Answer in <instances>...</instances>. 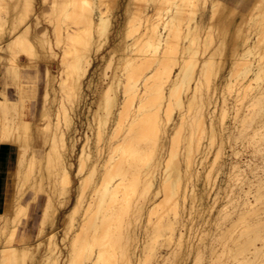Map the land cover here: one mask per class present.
<instances>
[{
    "label": "bare ground",
    "instance_id": "6f19581e",
    "mask_svg": "<svg viewBox=\"0 0 264 264\" xmlns=\"http://www.w3.org/2000/svg\"><path fill=\"white\" fill-rule=\"evenodd\" d=\"M44 2L47 1L15 0L13 16L1 18L0 62L15 78H22L21 67L26 65L18 64L19 54L26 51L30 58L38 53L30 43V30L40 22ZM5 3L7 0H0V7ZM225 4L224 0H125L123 25L116 30L117 38L122 39L112 46L113 13L119 0H51L55 20L50 17V22L55 41L43 33L41 36L48 38L40 36L38 44L53 58L55 47L63 43L59 62L62 70H56L57 74L46 68L45 73L49 72L46 75L68 96L72 106L61 110L64 130L59 121L53 122L56 127L52 128L50 117L48 125L37 124L41 128L40 143L47 138L50 145L42 167L60 173L66 194L74 167L71 153L77 146L75 137H70L77 131L70 110L75 111L86 99L87 83V88L96 85L95 107H89L87 116L90 135L85 134L77 155L76 175L84 170L85 174L79 178L74 214L81 211L84 196L88 194L89 198L77 217L78 224L70 226H75L73 233L63 231L61 243L67 248L63 257L54 231L34 246L25 236L15 243L17 223L21 222L20 203L27 194L25 186L37 170L29 144L34 130L28 127L25 145H19L17 106L0 100V148L7 147L9 160L16 158L18 185L10 194L8 179L0 184L4 210L13 203L0 229L5 236L0 246V264H28V255L34 259V253L39 251L41 257L36 264H183L192 254V264H264V56H254L264 41V0L253 1L234 26L230 41L231 19L223 24L219 44L216 42L213 51V16ZM199 6L203 10L201 18L195 12ZM206 9L210 11V25L204 22ZM235 10L238 8L232 13ZM8 24L11 32L6 28ZM252 31L256 39L251 38ZM108 44V55H103L101 50ZM100 54L103 63L95 84L90 72L93 56ZM216 54L224 57L216 58ZM103 77H108V81ZM47 88L45 94L49 92ZM227 92H234L236 102L242 100V107L243 100H247L245 109L250 108L244 115L239 113L243 110L237 109L229 121L231 125L227 123L231 113L224 106ZM48 109H41V116H47ZM244 135L252 136L259 161L243 164L238 151L222 152L231 137L237 140ZM217 139H221L219 144ZM58 142L63 151L58 150ZM216 145L218 149L212 154ZM220 172L225 173L222 181L226 187L217 186L212 205L207 207L203 203L205 192L197 189L198 182L203 178L204 190H211L216 185L215 175ZM232 181H239L237 190L232 189ZM36 184L31 188L44 192L43 183L41 187ZM221 190H226V201L214 218L216 232L208 233L213 236L212 241L204 246L201 243L205 235H201L196 246L191 223L196 214L213 210ZM47 206L43 225L46 218H53L48 215ZM65 220H69L68 227L76 218Z\"/></svg>",
    "mask_w": 264,
    "mask_h": 264
},
{
    "label": "rangeland",
    "instance_id": "374dc122",
    "mask_svg": "<svg viewBox=\"0 0 264 264\" xmlns=\"http://www.w3.org/2000/svg\"><path fill=\"white\" fill-rule=\"evenodd\" d=\"M14 1L15 0H7L8 3L7 4L5 3V5L0 7V20H1V18H3V19H5V18L7 19L8 18L9 19V18H11V16H13V13H15L14 10H13L14 9ZM46 1L47 2H44L45 3L44 5L42 4V11H43L42 13H43V15L40 16V20H39L40 22H38L30 30V43L34 46V48L36 49V51L38 53L36 55L35 54L34 55L33 54L30 55V58L28 57L29 55L27 56V54H25L26 51H22L19 54L21 59L18 60V64H20L21 66H24V64H26L25 65L26 67L24 66V68H23V67H21L19 65L21 67V70L24 69V71L22 70V75L23 76L20 79V81H21V83L23 85L21 86V88L20 87H18V88H20L22 90L27 88V90L29 91V98L27 99V104H26V105L29 106V108L26 110V112L29 114L28 115V119L31 120L32 123L39 124L40 126L42 124H44V126H46L49 123H51V127L53 128V127H56V125L54 123L56 122V124H57V122L59 121L58 125L59 126L61 125L60 129L64 130L65 129V127H64L65 124H64V120H63V117H62V114H61L62 113L61 110H63L64 107H68L69 108L72 105L70 104L71 103L70 101L68 102V100H69L68 96L63 92L66 95L65 96L61 92V90H59L60 88L56 85V83L53 82V80L48 77L49 76V72L47 71L45 73V71H46L45 69L46 68H50L51 72H57V71L59 72L60 69L62 70V64L60 65L59 62L61 60L60 53H61L62 48H63V43H60L61 45H60V47L58 46L59 48L55 47V46H57L56 43L54 44V47H55V50H56L55 57H57V56L58 57L55 58L53 56V58H52V57H50V55L47 54L48 55V60L50 59V61H48L46 59L47 58L46 57L47 56L46 53L43 52V49L41 48V45H39L40 42H38V41H41L40 40L41 37H42L41 34L42 35H44V34L46 35L47 34V36L50 37V38H48L47 36L44 37V38L42 37L43 39L48 38L49 40H54V33L52 34L53 25L51 26L50 20H51L52 17L54 18L52 20H55V17L52 16V14H51V0H46ZM224 1H226L225 8L221 9L219 11L218 15H216V17L213 16V27H212V30H211V35H212V40H213V44L211 46V49H213V51H214L215 47H217V45L219 44V40H220L219 29L222 27V25L227 23L230 19L231 20L229 21V23L232 22L234 24L233 25L231 23L232 27L228 31V33H229L228 41H230L232 33L234 32V29H233L234 26L236 24L240 23L239 21L241 20L242 15L248 11V9L250 8V6H251V4H252V2L254 0H224ZM124 3H125V0H119V5H118L119 8L116 7V9H114V13H113V15L115 16V19L113 20L114 21V27H113V30H112L111 40H110V44L112 46H113L114 43H116V42L118 43L122 39V36L119 37L120 40H119V38H117V36H116L117 31L116 30L119 28V26L121 24L123 25V20L124 19L122 18V11H123V7L122 6L124 5ZM38 5H40V3ZM236 5L239 7V9L237 10V12L235 10L236 13H234V12L232 13L233 9L236 8L235 7ZM5 10H7V11H5ZM195 12H196V15H197L196 17L201 18L202 14H203V10H202V8L200 6H199V10L197 9ZM209 12L210 11L208 9H206V12H205L206 14L203 16V18L205 20L204 21L205 25H210L211 24L210 22H208V18L210 17L209 16L210 15ZM232 14H234V15L232 16ZM2 20L0 21V24H1ZM118 20H119V22H118ZM6 28L9 29L8 32H11L13 30V29L11 30L12 27L9 24L6 25ZM17 29H18L17 32L15 30L16 34L19 32V30L22 29V26H21V28L17 27ZM1 30H2V27L0 26V31ZM6 30L7 29H4V31H6ZM46 31H48V32L46 33ZM2 32H3V30H2ZM35 32H37L38 34L35 33ZM15 33H13V34H15ZM34 33H35V36H34ZM256 37H257V35L252 31L251 38L256 39ZM105 46L106 47H104L101 51L103 52V55H108V51L110 50V48L108 47L109 44L105 45ZM38 54H39V58H37ZM56 54H58V55H56ZM91 54L92 55L94 54L93 50L91 51ZM215 56H216V58L224 57V56L219 55V54H216ZM254 56H264V41H262L261 44L258 46V48L256 49V54ZM101 57H102L101 54L97 55V56L96 55L93 56V58H94V67L91 69L90 77L93 79V82L95 84L98 83L99 78H100V72H101V70H100L101 66L100 65H102V63H103L102 60H101ZM226 57L229 58L230 56L228 55ZM28 60L29 61L31 60L30 62H32L34 60L33 62L35 64L33 62L31 64ZM19 61H20V63H19ZM5 65H6L5 63H2V65L0 64V89L4 90V88H5V90H7L9 92L10 97L14 100L17 97V94H16L17 93L16 92L17 89H16L15 86L10 84L11 81H9V76H8V74H6V66ZM27 65H29V66L31 65V67H29V66L27 67ZM33 65H34V67L32 68ZM36 65L40 68V70H39V68H37ZM25 68L27 69V71H26ZM110 69L107 70L108 75H111V70ZM37 70H39L38 71L39 73L37 72ZM58 72H57V74H58ZM45 77H48L50 80L48 78H45ZM43 78H45V79H43ZM103 79H105V82L108 81V77H103ZM53 83H55V84H53ZM50 84H51V86H50ZM93 85L94 84H92L91 87H89V88H87L88 87V83L85 85V87H84L85 88V90H84V93H85L84 96L85 97L84 98H86L87 100L84 99V101H83L81 106H76V110L75 111L72 112L70 110L71 115H73L74 122H75L74 128H75V130H77V131H73L74 133H72L73 135L70 136V137H73V136L75 137L77 146L75 148V152L71 153V158H72V162L74 163L73 164L74 167H72V170H71L72 171V182H71V184L69 185V188H68V192L69 193L66 192V194H64V190L66 189V186L61 182V175H60L59 172L52 173V172L48 171L46 167H42V164H43L45 156H46L45 155V150L49 149V146H50L49 143H48V145L46 144L45 146H42L41 144H38L36 142L35 151H33V156H34V158H36V166H37V170L38 171L35 170L32 173L31 182H30L31 184L29 183L28 185L25 186V188L27 189V192H26L27 194L25 195V197L22 198L21 203H20L21 204V213H20L18 219H20L21 222L18 221V223H17L18 233L16 235L15 243H17L21 239V237L25 236L26 238H28V242L30 244H32V246H34L36 241L45 239V234H49L51 231H54L55 233L58 234L57 239L59 240V242H60L59 244H60V246L62 248L63 254L61 256L63 257L65 252H66L67 248L62 245V243H61L62 240L61 239L63 238L64 234L68 233L69 231L70 232L72 231L71 233H73V231L75 229V226H74V228H72L70 226H72L71 224H73V223H74V225L78 224L77 217H78V219L80 218V216H81L80 214H82V211H83V207L82 206L84 204H86L85 202L89 198L88 194H87L86 197L84 196V198H86V199H84V198H83L84 200L82 199L83 200V203H82L83 205H81V208H82L81 211L79 210V213L78 212H77L78 214L76 213L77 215L74 214L73 209H74V206H75V204L77 202V197L76 196H78L77 188H78L79 178H80V176L85 174V170H84L83 174L81 173V175H76L77 174V169H78L77 155H78L79 149H81V147H82V144L85 142V134L88 133L90 135V132L87 129V118H88L87 116H89V107H91V108L95 107V104L93 102L97 98V92L94 90L96 85L95 86H93ZM46 86L47 87L49 86V87L47 88ZM52 86H53V88H52ZM45 87L47 88V92L49 91L48 92L49 97L45 96L47 94V93L45 94V91H46ZM236 88L237 87H234V89H236ZM54 89H55V91H54ZM54 92H56V93H54ZM234 92H231V93L227 92L226 96H227V100L228 101H226V105H224L223 103L221 104V105H224L228 109V111H230V113H231V115H229L228 118H227V123H229V124L231 122V118L233 117V113L235 114V111L237 109L243 110L244 113L242 111L241 112L239 111V113H242L243 115L245 113L249 112L248 110H250V108H248L247 106H246V109H245V105L247 103V100H243L244 101L243 104H245L244 107H242L243 106L242 105V100L236 102V99L234 98L235 97V93ZM56 94H57V96H56ZM64 96L67 97V99ZM46 97H48L50 99H48ZM54 97L55 98L57 97V99L55 100V103H54ZM44 99H45V101H44ZM46 99H48V100L46 101ZM222 100L223 99L220 97V101H222ZM48 101H50V103ZM231 101H233V102H231ZM42 102H43V104L47 103V104H44L46 106H43ZM238 103H241V104H238ZM69 104H70V106H69ZM235 104H237V106ZM232 105H235V108H230V107H233ZM238 105H240L239 107H242V109L239 108ZM47 106L50 108L48 110L49 111L51 110V111L49 112L48 110H45V111H48V115L45 116L46 117V119H45V117L41 116L43 114L41 109H44V107H45V109H47L48 108ZM233 109H235V110L233 111ZM49 113H51V115ZM52 113H53V117H52ZM58 113H59V116H58ZM42 117L44 118V120L42 119ZM48 118L50 120L49 123L47 121ZM45 120L47 121V123L44 122ZM62 123H63V125H62ZM239 123L240 122H238L237 125L242 127V125L239 124ZM53 125H55V126H53ZM60 129H59V131H60ZM218 138H221L220 135L218 136ZM220 140L221 139H219V140L217 139L218 144L220 143ZM234 140H235L234 137L233 138L231 137L229 139V142H227V143H225L223 145L222 152L225 151L226 153L231 154L233 152V150L238 151L240 153L239 159L242 161L243 164H246L248 161L250 163H254V162L259 161L260 154H259V152H255V148L253 146V141L254 140L252 139L251 135H246V136L244 135L240 139H237L235 141ZM217 149H218V147L216 145V147H214L213 150H212V154L216 153ZM58 150L63 151V148L61 147V144H59V142H58ZM7 165L9 167V171L12 172V174L10 173V176H9L10 178L12 177L11 178L12 180L8 177L9 192L11 194L12 192H15L17 190V187H18L17 182H16V178H15V177H17V175H16L17 174L16 158H13L12 160H8ZM41 167H42V170L45 173L42 170H40ZM41 174H44V176H42ZM42 177L44 178V180H43ZM215 177H217V179L214 178V180H217L215 182L216 185L213 188H211V190H209V188H208V190H204V180H203V178L198 182L197 189H198V191H201L203 193L205 192L206 196H204L205 198H203V201H204L203 203L207 207H208V205H212V202H213L212 199H214V197L216 196V193H217V191L219 189L217 186L222 185L223 187H226V182L222 181L223 179H225V173L220 172L218 175L216 174ZM32 178L34 180H32ZM40 178L42 180H40ZM35 182L37 183L36 185H38V187H41L43 185L42 188L44 189V192L43 191L40 192L41 190L38 191V192H35L31 188ZM231 185H232V189L233 190H237L238 187H239V181H232ZM227 191L229 193L231 192L230 187L227 188ZM88 192H89V190H88ZM34 193H35V199L33 198L34 197ZM226 194H227L226 190H221L220 194L217 196L218 197L217 203L215 204V207L213 208V210L211 212H209L207 210V211H205L203 213H199V214L195 215V218H194V221H193L194 223L193 222L191 223V224H193V226H192L193 230L191 229V232H192V237H193L192 240L194 241L193 243H195L196 246H197L198 242L201 241V239H200L201 235L202 236L205 235V237L202 240L201 244H203L204 246L205 245H210V244H207V243H210L212 241L213 236L208 234V233H211L213 230L216 232V228H214V227H216L214 218L217 217L218 209L225 203ZM19 199H17V200H19ZM12 204L8 205L7 208L4 211H1V209H0V229H1V226H3L5 224V220H6L5 218L10 214V210L12 208L11 207ZM62 204L64 206H62ZM45 206H47L48 215L50 217H53V218H49V217H48L49 219L46 218L47 221L45 220L46 222L43 225L42 224L43 223L42 222L43 221L42 218L45 215L44 214L45 211H46ZM56 211H57V213L55 214ZM71 211H72L73 214L71 213ZM53 212H54L55 216H53L54 215ZM72 217H75L76 220L73 221ZM69 218L72 221H70V225L68 226L69 227L68 228L66 225L69 222V220H68V222H66L65 219H69ZM62 219H63V223L65 222L66 224L62 223ZM205 220H207V221L205 222ZM52 222H53V224H52ZM18 225H20V226L18 227ZM64 225L66 226V228H64ZM12 226H13V222L12 223L10 222V228H12ZM43 226H44V229H42L43 231H41L40 229ZM62 228H63V230H62ZM64 229H68L67 230L68 232L67 231L65 232ZM63 231L65 232L64 234H63ZM39 232H41L40 236H39ZM206 233L208 235H206ZM70 236L71 235H69V237ZM209 239H211V240L209 241ZM4 240H5V236H4L3 232L0 230V246L2 245ZM68 240H69V238H67V240L65 241L66 244L69 242ZM198 240H200V241H198ZM34 255H35L34 256L35 260L31 259L32 258L31 255H28V257L26 259L28 264H36L38 262V260L40 259V257H41V251L35 252ZM190 257L192 259H190ZM190 257L183 264H192L193 260H194V255L192 254ZM204 263L206 264L207 262L204 261ZM180 264H182V262H180Z\"/></svg>",
    "mask_w": 264,
    "mask_h": 264
},
{
    "label": "crops",
    "instance_id": "0c3cea01",
    "mask_svg": "<svg viewBox=\"0 0 264 264\" xmlns=\"http://www.w3.org/2000/svg\"><path fill=\"white\" fill-rule=\"evenodd\" d=\"M253 3V2H252ZM252 5V4H251ZM235 7H237L239 9V7L236 5ZM2 65V63H0ZM6 66V65H5ZM6 74H8L9 76V81H11L10 84H12L13 86L16 87L17 89V97L16 99H12L10 97V94L7 90H1L0 89V100L3 102H10L13 105L17 106V122L19 123V145H25V136H26V130L28 127H32L33 128V135H32V139L30 141V147L33 149V151H35V144L36 142L38 144L40 143V139H41V133L40 130L41 128L38 127L37 124L32 123L31 120L28 119V113L26 112V110L29 108L27 104V99L29 98V91L27 90V88H25L24 90L20 89L21 86L23 85L20 81V79L15 78L14 75L12 74V72H10V70L7 68L6 66ZM20 87V88H18ZM31 116V115H30ZM35 137V138H34ZM47 138H45V142L42 143V146H45L47 144ZM3 148H7L2 146L0 148V184L1 182H4L8 179V177L10 176V173L12 174V172L9 171V167L7 165V162L9 160V155H8V149L3 150ZM7 150V151H6ZM45 154H46V150H45ZM0 209L1 211H4V197L1 198V203H0Z\"/></svg>",
    "mask_w": 264,
    "mask_h": 264
}]
</instances>
